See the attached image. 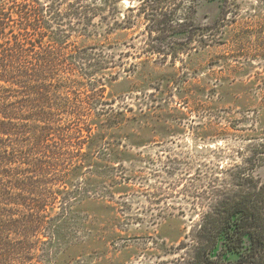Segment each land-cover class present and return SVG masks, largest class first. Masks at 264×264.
I'll list each match as a JSON object with an SVG mask.
<instances>
[{"label":"rangeland","instance_id":"obj_1","mask_svg":"<svg viewBox=\"0 0 264 264\" xmlns=\"http://www.w3.org/2000/svg\"><path fill=\"white\" fill-rule=\"evenodd\" d=\"M167 1L36 3L105 90L43 264H193L200 225L264 186V0Z\"/></svg>","mask_w":264,"mask_h":264},{"label":"trees","instance_id":"obj_2","mask_svg":"<svg viewBox=\"0 0 264 264\" xmlns=\"http://www.w3.org/2000/svg\"><path fill=\"white\" fill-rule=\"evenodd\" d=\"M149 1L160 7L154 20L167 16V0ZM36 3L0 0V264H43L91 117L104 105L105 90L79 78L86 50L50 41L53 27ZM198 233L193 264H264V186L222 202Z\"/></svg>","mask_w":264,"mask_h":264}]
</instances>
